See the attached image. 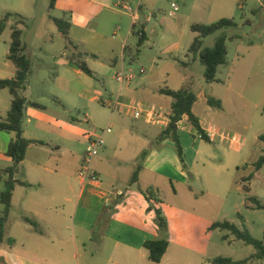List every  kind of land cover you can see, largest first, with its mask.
Returning <instances> with one entry per match:
<instances>
[{"label":"crops","instance_id":"crops-1","mask_svg":"<svg viewBox=\"0 0 264 264\" xmlns=\"http://www.w3.org/2000/svg\"><path fill=\"white\" fill-rule=\"evenodd\" d=\"M89 1L93 6V14L87 15L72 11L70 20H68V39L58 29L62 36L59 43L53 42V37L49 42L38 43L35 49H31L25 44L26 42L24 43L25 54L31 60V64L36 51L47 53L49 44L61 50V57L53 59L57 65V72L54 74V87L50 95L67 102L68 105L60 104L63 109H68L67 107L76 95L80 96L81 93L79 94L74 77H82L86 73L70 60L72 55L89 57L90 54L94 58L91 59L92 61L100 62L101 66L108 67L107 74L104 73L103 77L113 75L112 77L116 80V72L121 68H126L125 48L128 46V38L131 35L135 36L137 31L143 30L149 41V26H152V32H158V26L168 25L165 30L178 38L173 47L165 50L166 54L174 55L173 60L169 61L166 57L164 60H151L149 74L139 77L147 72L145 68H142L139 74L136 73V78L131 83L121 87L116 81L119 84L118 92L112 94L111 97L115 98L121 93V100L125 103L135 100L150 107L160 106L171 111L172 99L161 94L160 90L163 88L180 90L183 87L192 86L195 84L194 79L197 73L206 68L202 58L194 57L189 53V48L197 37V33L191 30L192 24L189 22L187 27L169 24L166 17L159 18V13L164 10L165 0H151L146 1L141 7L140 19L136 25H134L131 14L124 12L131 18V23L124 33L122 20H114L117 13L114 8H118L117 0ZM180 1L183 0H179V4ZM74 4L75 2H70V0H58L55 8L65 5L73 8ZM170 15L174 18L178 17L173 12ZM154 21L155 23L150 25ZM186 28H189L191 35H188ZM106 30L113 35L112 39L106 37ZM89 36L96 44L88 50L86 40ZM100 38L106 41L102 48L99 46ZM9 49L4 50L0 55V80L13 79L16 76L17 68L8 59ZM43 58L41 55L38 60L43 62L45 60ZM89 60L86 58V64ZM89 69L92 75L97 74L96 71ZM141 70H145V73H141ZM35 73L36 71L31 67V74L22 94L29 103H37L42 108L30 104L26 106L23 130L26 139L43 141L44 144L29 146L25 160L21 164L22 172L19 179L32 186L18 185L15 188L5 238L0 247V257L4 264H97L96 254H101V259L106 261L105 264H137L134 258L138 253L145 256L144 250L149 260V252L144 247V243L162 236L157 226L155 212L148 211L150 204L161 209L165 215L169 227L167 234L170 235L167 239L170 241L172 224L182 225L183 219L189 220L193 217L183 211H174L170 214L173 205L169 206L170 209L168 206L161 208L159 203L163 204L161 195L164 191L174 196L182 194L183 201L194 200V206L201 207L206 204L211 214H219L221 205L218 203L213 205L206 199L204 191L199 194L191 187V180L197 182L204 179L207 183L205 188L207 196L222 200L229 193L231 168L213 166L218 172L213 173L214 175L198 170L201 162L206 168L204 152L207 150L204 144L209 143L200 137L187 116H184L178 124L179 137L184 149L186 165L184 168L178 154L159 148L171 142L170 140L159 141L160 133L166 127L148 123L144 119H134L124 109L113 110L108 107L116 111L118 115L112 113L107 119L112 131L103 132L106 144L93 161V171L99 175L101 183L83 182L78 176V167L84 154L81 156L76 150L67 149L65 142H80L82 138L84 140V133H79L76 125L71 121L68 122L49 113V107L40 102V99H45L43 91H40V97L34 98L32 81ZM228 81L227 90L232 91L237 97L242 95L241 91L237 90L234 81L231 78ZM212 84H209L211 86L209 88L213 89ZM103 85L106 86L105 79H103ZM6 90L10 94L8 89H0L1 118L6 117L12 103V96L10 94V97H6ZM196 95L198 102L201 94ZM202 95L207 94L204 92ZM234 95H228L226 100H221L222 109L209 106L206 97L207 107L204 117L196 112L197 102L194 104L193 112L199 118L207 134L215 130L223 133L222 126L215 121L222 118L221 114L228 116L226 103H234ZM103 97L97 94L91 98V101L107 100ZM87 121H91L90 116H87ZM14 137V134L0 132V169L10 167L13 163L12 159L7 156V150ZM210 141V144L216 143V141ZM217 143L226 144L224 141H217ZM144 152H146L147 160L144 158L141 161L140 158ZM215 157L213 155L210 159H215ZM61 162L77 167L76 171H73V168L61 166ZM140 162L142 170L139 180L132 184V176ZM207 163L210 165V160ZM214 178L220 181L218 184L220 192L213 191L210 187L214 183ZM126 185L130 188L137 187L140 195L126 188ZM0 187H2L1 184ZM147 189H152L151 201H148L143 194V191ZM1 191L0 188V193ZM137 201H139V209L142 212L139 218L137 209L132 204ZM190 205L192 207V204ZM3 210L4 206L0 203V217ZM25 217L33 223L26 222ZM215 222L223 221L218 218L211 220L204 230L205 234L221 230L210 229ZM187 233L185 234L181 228L180 235L184 240L187 239L184 238ZM96 241L100 242V248L93 245ZM110 243H114L115 247L106 254ZM170 248L171 242L161 263L154 264L164 263Z\"/></svg>","mask_w":264,"mask_h":264},{"label":"rangeland","instance_id":"rangeland-1","mask_svg":"<svg viewBox=\"0 0 264 264\" xmlns=\"http://www.w3.org/2000/svg\"><path fill=\"white\" fill-rule=\"evenodd\" d=\"M171 1L165 0L164 10L159 13V18L166 17L169 24L173 23L179 27H187L189 22L190 24L209 25L222 18L233 19L237 24L235 28H223L204 39L206 47H213L221 36L237 37L234 40L227 41V62L219 67L217 73L218 82L211 83L212 87H214L213 89L209 88L211 87L210 83L208 84L205 80L204 71L206 68H203L202 72L197 73L194 85L186 86L191 88L195 94H201L195 106L196 112L203 117L205 116L206 97L210 96L216 100H226L228 95H234L232 91L227 90L230 78L242 95L238 97L234 95L235 102L226 103L228 116L221 114L222 118L215 121L219 126H222L223 132L239 138L240 143L230 145L229 142L225 141L226 144H220L217 143L219 141L218 138L215 144H204L207 150L204 152L207 165L204 168L201 162L198 167L200 172L212 174L218 173L214 168L215 166H229L231 168L232 178L230 179L231 185L227 197L222 200H216L207 196L206 181L204 179L197 182L191 180V187L199 194L204 191L206 199L213 205L217 203L221 205L219 214H211L210 208L206 204L198 207L194 206V200L184 202L182 194L174 196L172 193L169 194L164 191L161 195L163 201V204L159 203L161 208L173 205L171 207L173 210L170 211V214H173L174 211H183L193 216L189 220L183 219L182 225L172 224L171 241L168 239L171 242V248L167 259L162 264H214L213 260L217 257H227L235 261L247 259L255 253L253 246L245 244L229 231L218 230L205 234L204 230L211 220L218 218V220L234 224L240 230L246 228L252 237L257 240H261L264 237V209H258L256 203L250 200L251 197L255 198L260 204L264 205V166L260 171L255 172L251 182L245 181L246 177L254 171V163L263 154L264 150V0H183L180 1L178 13L172 10ZM70 2H75L73 8L65 5L51 9V0H0V22L7 13L19 14L24 17L23 23L20 25L23 32L22 40L31 49H35L38 43L49 42L52 37L54 38L53 42L59 43V40H62V36L54 19H62L64 13H66L67 20H70L72 11L87 15L94 12L89 0H70ZM132 5L133 7L136 6V0ZM114 9L117 12L114 20H122L123 32L125 33L131 23V18L122 9ZM172 12L178 17H171L170 13ZM102 15L104 16L103 12ZM14 21V19H11L5 30L0 34V55L3 54L4 50L9 49L10 27ZM154 23L155 21L150 25ZM167 26H158V32H152V26H149L150 40L143 44L135 60L131 55L126 57V69L131 68L135 73L139 74L140 69L145 68L147 72L139 76L143 77L150 72L149 64L151 60H164L165 57L169 61L173 60L174 55L166 54L165 50L167 51L173 47L178 38L171 35L168 30H165L168 28ZM186 29L188 35H191L189 28ZM105 32L107 38H113V35L108 33V30ZM86 41L88 50L96 44L91 40L90 36ZM105 42L104 39H101L99 46L102 48ZM127 43L131 52H136L138 37L131 35ZM47 47V53L37 50L36 56L33 57L32 67L36 71L32 81L34 98L40 97V91H43L45 99H40V102L49 107V113H53L68 122L71 121L76 125L79 133H84V140L82 138L80 142H65L67 149L76 150L83 156L89 138H98L103 135V131L109 124L107 119L112 113H116V111L104 106L101 101L92 102L91 98L97 94L103 95V99L114 98L111 96L112 94H117L119 84L112 77L113 75H105L106 77H103L104 73L107 74L108 67L101 66L100 62L92 61L91 59L94 58L90 54L88 55L89 57L82 55L80 61L86 62V58H89L90 60L87 64L97 74L74 77V82L78 86L79 94H81L80 96L76 95L67 107L68 109H63L58 104V101L62 104H67V102L63 101L62 98H53L50 95V91L54 87V74L57 72V65L53 59L54 57H61V50L50 46V44ZM41 55L45 59L43 62L38 60ZM99 60L101 61V59ZM103 79L106 81V86L103 85ZM204 92L207 95H202ZM6 93V97H10L7 90ZM87 116L91 117L90 122L87 121ZM82 141L84 142L83 144L81 143ZM155 148L157 147L155 146ZM159 148L177 155L172 142ZM213 155L216 156L215 159H210ZM82 160L78 171H80ZM209 160L210 165L207 163ZM61 166L73 168V171H76L77 168L66 162L64 164L61 162ZM219 182L217 178H214V183L210 185L213 191L220 192L218 188ZM0 184L2 185L0 187L1 190H4L3 182H0ZM247 185L250 186V192L245 190ZM126 188L132 189V191L140 195L137 187L130 188L129 185H126ZM132 204L136 207L139 218L142 213L139 209V201ZM190 204H192V207ZM181 228L185 234L188 232L186 237L184 236V238H187L186 240L180 235ZM226 235H228V238L225 240L224 237ZM169 236V234H166L162 235L161 238H169ZM93 245L97 248L101 247L99 241H96ZM114 247V243H110L106 254L108 251L113 250ZM144 253L145 256L139 253L136 254L135 262L137 264H154L149 262L145 250ZM101 258V254H96L97 264L106 263ZM246 264H264V259L250 260Z\"/></svg>","mask_w":264,"mask_h":264},{"label":"trees","instance_id":"trees-1","mask_svg":"<svg viewBox=\"0 0 264 264\" xmlns=\"http://www.w3.org/2000/svg\"><path fill=\"white\" fill-rule=\"evenodd\" d=\"M58 0H51L50 8L54 9L55 4ZM19 14L7 13L0 22V34L5 30L8 25L9 20H15L12 23L11 38H10V49L8 54V59L11 60L17 68L16 76L13 79L0 80V89H8L12 96V103L10 110L8 111L5 118L0 117V132H6L14 134L15 137L11 140L7 156H9L13 163L10 167L5 169H0V182H4V190L0 193V203L4 206L3 213L0 217V247L5 238L6 225L9 221L11 209H12V199L15 188L18 185L31 187L27 182L19 179V175L22 172L21 164L25 160L27 150L32 144H44L43 141L28 140L24 137L23 130V118L24 112L27 105H32L37 108H42L41 105L33 102H28L27 98L22 94L23 89L26 87L27 80L31 74V60L25 54V45L22 40L23 32L20 25L23 23V19ZM60 33L68 39L69 35V23L66 18V13L62 19H54ZM237 26L233 19L222 18L219 21L205 25V24H192L191 30L197 33V37L193 41L189 48V53L191 55L199 56L205 63V80L207 83H215L217 80V73L220 66L227 62V41L234 40L236 36L227 37L221 36L213 47H204V39L208 36L214 34L215 32L222 30L223 28H235ZM138 37L136 52H131L129 46L125 48V58L131 55L135 60L140 53V49L143 44L147 41L144 31L140 30L135 33ZM82 55H72L70 60L76 63L79 68L87 75H92V71L87 66L86 62L80 61ZM160 93L166 95L172 99V104L170 108V123L168 126L160 133L159 141L163 142L165 140H170L173 142L179 159L184 168V149L179 137V127L178 124L184 116L188 117L189 122L193 125L196 132L200 137L207 143H210V138L207 132L202 128L199 118L193 112V106L197 102V95L193 92L191 88L183 87L180 90H171L169 88H163ZM209 106L217 109H222L223 104L221 100H216L212 97L207 98ZM58 104H61L58 101ZM263 138V137H261ZM146 152L141 155V161L145 158ZM264 166V150L263 154L254 163V171L251 172L245 179L246 182H251L255 176V172L260 171ZM142 170L141 162L137 166L131 183L135 184L139 180V174ZM245 190L250 192V186H246ZM143 194L148 201L152 200V189H147L143 191ZM256 203L258 209H264V205L260 204L255 198H250ZM148 211H154L157 216V226L161 232V235H166L168 233V222L164 217L162 210L155 208L152 204L148 207ZM28 223H33L29 218H24ZM211 230L221 229L223 231H229L232 235H235L239 240H242L245 244L253 246L255 253L249 258L235 261L227 257H217L213 260L214 264H246L250 260H263L264 259V237L261 240H257L252 237L250 232L244 228L240 230L234 224L223 221L215 222L210 227ZM228 235L224 237L226 240ZM170 242L167 238H156L153 240H148L144 243V247L149 252V260L153 263H161L167 250L169 248ZM0 264H4L0 258Z\"/></svg>","mask_w":264,"mask_h":264},{"label":"built area","instance_id":"built-area-1","mask_svg":"<svg viewBox=\"0 0 264 264\" xmlns=\"http://www.w3.org/2000/svg\"><path fill=\"white\" fill-rule=\"evenodd\" d=\"M135 0H117V7L125 11L126 13L131 14L133 18L134 25H136L140 19V9L145 5L146 1L151 0H136V6L133 7L132 3ZM179 0H173L171 2L172 10L177 13L180 10ZM141 73H145V70H141ZM116 81L120 84L121 87L131 83L136 78V73L133 70H126V68H121L116 72L115 75ZM104 106L109 107L113 110L124 109L131 114L134 119H144L148 123L158 124L163 127H167L170 123L171 112L167 109L155 106L150 107L143 102L130 100L128 102H123L121 100V93H119L114 99L100 100ZM111 127H107L103 132L110 133ZM210 140L216 141L219 138V141L229 142L230 145L240 143V139L236 136H231L228 133H218V131H211L208 134ZM106 144V140L103 135L98 138H89L88 145L82 160V165L78 176L83 182H91L94 184H100V177L97 173L93 171L92 165L94 159L99 156L101 150Z\"/></svg>","mask_w":264,"mask_h":264}]
</instances>
